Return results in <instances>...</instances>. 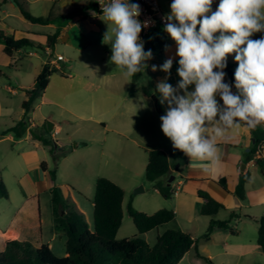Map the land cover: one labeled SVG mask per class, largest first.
<instances>
[{"label": "crops", "instance_id": "1", "mask_svg": "<svg viewBox=\"0 0 264 264\" xmlns=\"http://www.w3.org/2000/svg\"><path fill=\"white\" fill-rule=\"evenodd\" d=\"M22 1L25 2V0ZM165 2L170 6L172 0H165ZM67 4L69 14L72 16L71 22L63 29L75 28L74 31H77L82 26V20L88 16H84V11L78 13V6L82 4L94 8L95 6L92 0H67ZM160 9L164 15L162 6ZM14 18L21 22L23 30L14 27ZM23 19L12 0H6L4 3L0 0L1 31L15 38L26 37L35 46L31 37L43 36L46 40V34L33 30L24 22L27 20ZM158 33L164 35L165 43L159 49H150L153 56L152 59L146 61L148 67L142 73V77L145 74L147 76L146 81L151 92L156 88L157 83L166 77L167 82L173 87H176L180 80L177 74L179 67V57L176 56L177 45L163 29ZM85 34L87 35L86 31ZM58 40L59 35L57 42ZM39 45L42 49L33 48L28 52L20 49L17 52L23 51L27 56H34L35 52L51 56V48L46 44ZM13 55L6 56L3 52V45L0 44V62L7 64L9 68L17 69V65L12 67ZM168 58L173 59L170 75L159 70V66ZM58 62L62 61L46 57L41 61L35 78L44 64L49 63L55 69ZM153 65L157 66L155 72L152 71ZM96 77L95 71L83 72L76 76L64 75L58 90L64 93L65 88L72 86L76 95L86 100L91 99L99 84L108 79V75L102 73ZM8 78L9 75L0 69V118L10 114L9 107L2 102L3 93L19 95L21 107L22 102L27 99L25 90L31 88L34 83L33 81L29 86L20 85L15 89L10 86ZM50 78L45 90L50 85ZM224 82L233 85L232 91L236 92L234 81H229L225 76ZM193 88L194 86H190L189 90ZM121 91L116 102L105 100L100 105L93 100L91 103L87 101L86 104L73 105L71 100L65 96L59 98L52 94L45 96L41 94L38 97L40 98L39 104H36L38 98L32 103L28 111L31 112L29 118L25 120L28 112L24 114L21 108L15 121L3 122L0 127V181L6 188L7 197L0 198V252L4 250L6 242L18 241L30 243L36 248L46 245L55 256L64 257L66 238L54 231L51 188L53 186L60 188L63 197L74 204L77 211L82 214L88 228L91 229L95 182L103 177L118 185L124 192L120 227L125 219L130 218L127 213L129 202L134 209L146 214H152L159 209L173 211L172 221L141 235L149 246H153L156 238L164 232L177 230L186 232L192 238L197 239L196 246L191 247L180 262L196 264L208 259L212 264H264V255L256 244L258 225L254 221L264 216V174L261 173L254 158H246L251 148V129L242 126L238 133L219 142L220 164L215 170L207 172L205 171L206 162L196 159L190 161V158L182 151L184 159L181 163H177L172 143L161 130L160 117L153 114L154 111V113L164 115L167 104L161 105L158 99V109H156L150 98L154 93L146 96L139 87L133 86L131 77L130 84H125ZM217 99L219 100V97ZM220 103L222 104V101ZM42 104L53 108H48L46 113L39 111L36 117L35 111L40 110ZM68 114L92 122L91 137H84L85 139L71 148L67 155L58 160L55 164V181L52 182L48 172L53 169L54 163L51 161L49 147L43 145L37 138L49 139L58 149H66L70 139H67L66 143L62 138L58 139L55 136L61 131L60 124L64 127L68 126ZM46 118L53 122L50 132L43 128V125L46 126V121H44ZM20 121L25 124L26 131L23 136L16 137L12 132L2 134ZM56 124L57 127H55ZM261 127L264 128V126ZM94 142L96 148H92ZM80 146L82 149L76 150ZM150 150L165 152L171 162L170 175L166 178V183L171 177L173 178L169 184L173 188V195L169 199L162 198L151 186L146 189L152 191L149 195L137 196L131 193L132 188L139 184L141 186L146 184L144 170ZM256 157L264 163V144ZM42 163L46 164V170L41 168ZM245 173L249 174L250 181L245 186V199L239 200L233 195V191L238 178ZM220 179L225 181L227 191L217 184V180ZM66 184L77 185L70 187ZM83 184L88 185L84 187ZM198 191L208 193L212 199L222 204L224 209L213 218L201 216L199 214L201 200L197 196ZM156 195L164 202H160ZM231 212L237 214L238 217L229 222V230L215 229L208 240L201 238L210 220L227 221ZM133 234L137 235V231L130 233V235ZM123 237L116 235L118 240ZM218 238L220 240L229 239V249L220 251L214 248Z\"/></svg>", "mask_w": 264, "mask_h": 264}, {"label": "clouds", "instance_id": "2", "mask_svg": "<svg viewBox=\"0 0 264 264\" xmlns=\"http://www.w3.org/2000/svg\"><path fill=\"white\" fill-rule=\"evenodd\" d=\"M212 4L213 0H172L163 30L177 45L180 80L173 87L166 77L155 89L160 104H167L160 117L163 134L190 161L206 162L207 172L220 164L219 142L242 126H264V35L251 39L264 33V0H220L215 11ZM101 10L104 21L111 22L104 37L111 41L109 63L125 77L143 73L153 54L144 50L140 38L142 29L150 26V21L138 19L140 5L110 0ZM232 54L238 65L235 93L233 85L224 82ZM172 65L168 58L159 70L170 75ZM152 71H157L156 65Z\"/></svg>", "mask_w": 264, "mask_h": 264}, {"label": "trees", "instance_id": "3", "mask_svg": "<svg viewBox=\"0 0 264 264\" xmlns=\"http://www.w3.org/2000/svg\"><path fill=\"white\" fill-rule=\"evenodd\" d=\"M214 1L217 9L220 0ZM4 2L6 0H2V3ZM12 2L18 8L21 16L31 23L45 25L52 21L51 14L45 18L32 16L27 12L25 2L22 0H12ZM86 3L90 4V2ZM58 35L59 32L56 31L46 36V45L49 48L52 49L57 43ZM164 43L163 37L155 36L150 42V47L156 50L161 48ZM0 44L3 45V52L8 57H11L13 53L22 48L42 49L40 45L35 46L26 37L15 38L6 35L1 30ZM237 66V63L227 62V67L224 69L225 76L231 82L234 81V72ZM53 70L49 63L44 64L37 74L33 86L25 90L27 99L21 104L24 114L29 111L32 103L47 87ZM141 77L142 73L131 77L133 86L139 87L146 96L154 93L158 97V94L155 93L156 88L151 92L147 83L138 84ZM43 128L46 131L45 125H43ZM25 131V124L20 121L2 134L12 132L16 137H21L25 134ZM251 131V148L246 158H254L261 173L264 174V163L256 157L258 150L264 144V128L260 126ZM31 134L35 136L33 132ZM37 139L43 145L49 147V154L54 167L48 173L50 180L54 182L56 177L55 164L68 151L63 148L58 149L49 139L42 137ZM174 153L177 163H181L184 159L182 152L174 149ZM41 168L46 170V164L42 163ZM170 169L171 162L165 152L161 150H150L148 152L144 179L164 199H169L173 195V188L166 183V178L170 175ZM249 181L250 176L248 173L238 178L233 191V195L237 199H245V186ZM217 184L224 191H227V185L223 179L217 180ZM50 194L53 206L54 231L66 238L65 256H55L46 245L36 248L27 242L8 241L4 250L0 252V264H178L191 247L196 246L197 239L192 238L188 233L177 230L164 232L156 238L153 246H149L141 238V235L169 223L174 219V213L172 210L159 209L152 214H146L134 209L130 202L127 204V213L137 231V235L116 240V234L122 222L121 204L124 192L118 185L106 178L100 177L95 182L91 229L88 228L82 214L77 211L74 204L63 197L59 187L53 186ZM197 196L201 200L199 214L203 217L213 218L220 210L224 209L222 204L212 199L204 191H198ZM6 197V188L0 181V198ZM237 217V214L231 212L227 221L210 220L201 238L208 240L215 229L229 230V222ZM246 217L252 219L249 216ZM254 221L258 225L256 244L259 251L264 255V216L254 219ZM206 260L212 264L208 259Z\"/></svg>", "mask_w": 264, "mask_h": 264}, {"label": "rangeland", "instance_id": "4", "mask_svg": "<svg viewBox=\"0 0 264 264\" xmlns=\"http://www.w3.org/2000/svg\"><path fill=\"white\" fill-rule=\"evenodd\" d=\"M159 5L163 8V13L166 16L170 13L171 9L165 2V0H158ZM164 1V3H163ZM26 10L32 16L38 17H47L51 14L52 21L49 24H34L28 21L26 22L30 28L33 30L46 35H51L56 31L59 32V40L57 44L53 46L51 49V56H45L40 52H35L34 56H27L25 52L32 51L33 48H22L21 52H16L14 56V60L12 61V67L17 65V69L9 68L7 64H2L0 62V69L9 75L10 79L8 82L10 86L16 87L23 85L29 86L34 81L35 75L39 69V65L41 61H43L46 57L49 59H53L57 54L62 55L64 61L58 62L57 68H55L52 72L50 78L49 87L42 93L44 95H55L56 97L65 96L68 100L70 99L73 105L76 104H86L91 103L93 100L97 104H102L103 101L109 100L111 102H116L118 100L119 94L122 92V88L125 84H130V77H125L121 70L117 68L114 64L109 63L111 57V41L107 38L104 39L106 32L108 31L107 23H111L109 21H104V17L102 14L96 13L94 7L85 6L82 4L79 5V11H84V16L88 15L85 20H82L79 30L74 31V29H66L63 28L67 26L71 22L72 14H69V8L67 4V0H25ZM212 11H215L214 1L212 4ZM24 20V19H23ZM14 27L18 30H23L21 22L17 19H13ZM87 32V35L85 34ZM109 35H111V31L109 30ZM155 35H159L164 37L162 33L158 32H150L148 35H142L141 40L144 42V50L148 51L151 49L150 42H152ZM264 33H255L251 37V39H259ZM170 37V36H168ZM31 40L34 41L36 45H45L46 40L43 36H35L31 37ZM89 43V44H87ZM84 44V46H83ZM18 62V63H17ZM227 62L236 63L234 61V54L229 55L227 57ZM97 73V77L99 73L108 75L107 81H102L98 88L93 93V97L91 99L86 100V98L76 95L74 93V88L72 86H68V88L64 89V93L58 90V86L61 85L62 79L64 75L71 74L76 76L83 72H93ZM96 77V78H97ZM6 80V77H4ZM146 74L140 78L139 84L147 83ZM6 83V82H5ZM69 85V84H68ZM72 92V93H71ZM3 104L7 105L10 109L9 116H3L0 118V127L4 123H10V121H15L16 117H18V113H20V100L19 95H9L8 93H3L2 95ZM151 98V96H150ZM152 100V98H151ZM40 98L36 100V104H39ZM153 101V100H152ZM70 101H68L69 103ZM48 108H53L49 105L42 104L40 110L35 111V115L40 112L46 113L45 111ZM161 117L160 113H154ZM31 116V112L26 113L25 120ZM67 123L68 126L64 127L62 124L59 125L61 128L60 133L55 136L58 139H63L67 143V139H70V142L67 143L66 149L69 151L71 148H74L75 145L79 144L80 141L85 139L84 137H91V130L93 128V123L87 120L76 118L74 115L68 114ZM9 119V120H8ZM44 121L51 122L49 119H45ZM58 125L56 124L55 127ZM88 139V138H87ZM90 148V147H89ZM92 148H96V143L92 144ZM81 146L76 150H81ZM67 155V154H66ZM61 159V158H60ZM145 180V179H144ZM146 182V181H145ZM70 185V187H75L77 184H66ZM84 187H87L88 184H83ZM139 187L143 188L142 192L135 194V190ZM150 187V184L146 182L144 186L140 185L132 188L131 193L137 196H146L151 194L152 191L146 190ZM86 193V192H85ZM160 202H164L163 199H160L158 195H156ZM91 227V226H89ZM92 228V227H91ZM136 231L131 219H125L122 223V226L118 229V236H124L119 239L130 238L136 234L130 235L131 232ZM183 232V231H182ZM186 233V232H184ZM116 234V235H117ZM128 235V236H127ZM116 240H118L116 238ZM226 242V243H225ZM230 240L229 239H217L216 240V248L220 251H225L229 249ZM211 261V260H209ZM179 264H187L184 262H180ZM196 264H210L207 260L203 263Z\"/></svg>", "mask_w": 264, "mask_h": 264}, {"label": "built area", "instance_id": "5", "mask_svg": "<svg viewBox=\"0 0 264 264\" xmlns=\"http://www.w3.org/2000/svg\"><path fill=\"white\" fill-rule=\"evenodd\" d=\"M109 2L110 0H92L98 14H102L101 6ZM129 2L138 3L140 5L141 14L138 17L140 21H150V26L142 29V35H146L151 31L159 32V30L164 29L166 21L163 17L165 16L161 12L158 0H129ZM55 59L56 61H63L61 55H57ZM260 150H258L257 155L260 153Z\"/></svg>", "mask_w": 264, "mask_h": 264}, {"label": "water", "instance_id": "6", "mask_svg": "<svg viewBox=\"0 0 264 264\" xmlns=\"http://www.w3.org/2000/svg\"><path fill=\"white\" fill-rule=\"evenodd\" d=\"M151 98L153 100V104H154V107L156 109H158V98L155 94H152L151 95ZM46 130L48 132H50L52 130V124L50 122H46ZM173 178L171 177L169 182H168V185L172 182ZM143 191V188L142 187H139L135 190V194L139 193V192H142Z\"/></svg>", "mask_w": 264, "mask_h": 264}]
</instances>
